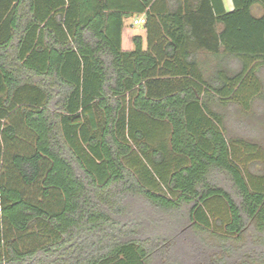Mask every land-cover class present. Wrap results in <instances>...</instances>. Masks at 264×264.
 I'll use <instances>...</instances> for the list:
<instances>
[{
  "label": "trees",
  "instance_id": "obj_1",
  "mask_svg": "<svg viewBox=\"0 0 264 264\" xmlns=\"http://www.w3.org/2000/svg\"><path fill=\"white\" fill-rule=\"evenodd\" d=\"M231 1L0 0V264H264V148L220 112L264 100V0Z\"/></svg>",
  "mask_w": 264,
  "mask_h": 264
},
{
  "label": "rangeland",
  "instance_id": "obj_2",
  "mask_svg": "<svg viewBox=\"0 0 264 264\" xmlns=\"http://www.w3.org/2000/svg\"><path fill=\"white\" fill-rule=\"evenodd\" d=\"M130 23L131 18L124 20L126 33L138 32L139 29L142 30L140 27L130 28ZM129 28L132 31H130ZM258 76L264 83V69L259 71ZM253 108L254 110L256 109V111L247 116H239L237 113H239L240 110L235 108L233 104L220 109V112H224L227 115L225 127L227 129V136L230 139L254 142L264 148V100L255 103ZM253 171H256L258 174L264 173V165L253 168Z\"/></svg>",
  "mask_w": 264,
  "mask_h": 264
},
{
  "label": "crops",
  "instance_id": "obj_3",
  "mask_svg": "<svg viewBox=\"0 0 264 264\" xmlns=\"http://www.w3.org/2000/svg\"><path fill=\"white\" fill-rule=\"evenodd\" d=\"M222 3H223V9L226 13H229L231 11H233V3L231 0H222ZM263 11L260 7L256 6L254 7V9L252 10V15L255 17V18H258L262 15ZM140 16H143L145 17V15H140ZM135 17H138V16H135ZM142 30H138V32H128L126 33L127 31L125 30V25H124V28L122 30V34H121V49L123 52H131L133 51V43H132V38L135 37V36H139L143 39V50L146 51L147 50V47H148V44H147V41H146V38H147V35H146V30L142 27ZM130 29V28H129ZM130 31H132L130 29ZM153 47V46H152ZM160 51V55H159V58H160V63H165V64H168V63H179V62H184V61H187V62H190V61H195L197 64H201V62L203 61L205 64L206 62L207 63H210V60H209V53L206 49H199L198 47L196 46H190L189 47V57H184L185 55H180V56H183L182 58H176L177 56H173L171 55L169 52L170 48H168L166 46L165 43H161L159 47H157ZM167 51V52H166ZM169 53V54H167Z\"/></svg>",
  "mask_w": 264,
  "mask_h": 264
},
{
  "label": "built area",
  "instance_id": "obj_4",
  "mask_svg": "<svg viewBox=\"0 0 264 264\" xmlns=\"http://www.w3.org/2000/svg\"><path fill=\"white\" fill-rule=\"evenodd\" d=\"M145 24V17L138 16L131 18L130 28L141 27Z\"/></svg>",
  "mask_w": 264,
  "mask_h": 264
}]
</instances>
